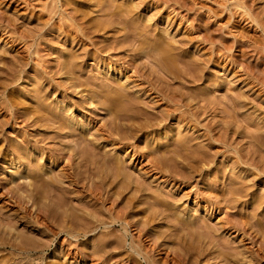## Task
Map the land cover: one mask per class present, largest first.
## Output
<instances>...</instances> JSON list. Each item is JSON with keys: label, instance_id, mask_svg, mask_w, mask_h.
Instances as JSON below:
<instances>
[{"label": "rangeland", "instance_id": "obj_1", "mask_svg": "<svg viewBox=\"0 0 264 264\" xmlns=\"http://www.w3.org/2000/svg\"><path fill=\"white\" fill-rule=\"evenodd\" d=\"M125 3L130 5L133 11L125 13L126 10L122 7L124 13L122 12L123 14L121 13L122 15H120L119 10ZM117 5L118 7H116ZM119 5H121L120 8ZM127 5H124V7ZM115 10L118 11L117 15L116 13L115 15L112 14ZM109 19L113 21L118 20L119 23L117 22L114 26L100 29L98 33H94L95 31H93L89 34L90 32L88 33L84 29V27L89 28L88 26L91 25V28L97 27V25L102 24L103 20L104 23H106L110 21ZM114 27H116V29H114ZM161 37L165 40L164 43L166 47L170 46L169 44L171 43L173 44L174 51L171 58L173 60L172 68L175 70L173 69L174 71L172 74H176L173 77L166 74L161 68L159 70L157 65L155 66L154 63H150V60H147L148 58L144 57L137 50L134 51L135 48L131 46L132 44L130 45L131 40H137L135 42L139 44L142 41V43L152 42V40ZM155 42L156 41H154V43ZM68 52H72L75 54L74 56H78V66L76 65L73 74L64 78L66 76L64 73L66 74L67 69L62 70L61 62L63 54L69 55ZM72 53L70 55H72ZM95 53L101 56L99 59H104L102 60L104 62L96 60L94 57ZM108 55L112 58L113 62L117 59L118 61L130 59L132 62L134 61L138 67L135 69L131 66L132 70L128 71V74L124 76L123 73L117 71L118 67L115 62H111L108 66L106 62L110 60H105ZM132 67L139 73L135 74V70ZM106 70H109L110 73L113 74L109 79L107 78L108 80L117 81L121 79L119 83H126V85L129 83L128 86H131L129 90L130 92L133 91L131 92L132 94L135 93L137 96L141 95L140 97H142L143 100L148 97L145 102H147V106H149L147 109L151 111V115L149 113L147 117L144 116L142 119L140 118L138 121L134 122V125L138 126V123L143 124L146 121L148 122L150 120L147 119L148 117H152V121L156 123H153L154 125L148 128L144 126L146 128L143 127L141 131L136 133L135 137L131 140V142L133 141L134 143L133 145H135L134 148L132 144H128L130 142L125 143L123 141L124 143H121L122 141H120L119 135H117V137L115 135L114 137L117 140H114L113 137L103 134L102 131L100 132L103 128L102 124L105 121L110 124L112 120L110 114L107 113L108 107H106V104L104 107V104L101 106L91 102L89 97L90 94L94 92V87L90 88L91 85L89 87L88 85L91 82L92 84L95 83L98 85L104 82L105 79L100 76H104L105 72L103 71ZM141 71L143 72L141 73ZM75 75L76 78L78 77V80L75 78ZM127 75H130V78H127ZM98 78L102 80L99 81ZM37 79L41 80L37 81ZM107 79L105 82H107ZM67 81H71V84ZM72 82L77 86L75 87ZM151 83L156 84L159 89H166V92L168 90L167 93L173 90L184 94L183 99H186L184 103L187 102L186 105H188L184 106L181 103L177 104L170 99L167 100L162 98L159 91L151 88ZM95 84L93 86H97ZM114 84L115 83H113V85ZM72 85L75 88H73ZM113 85H111L110 88ZM38 86L41 88L40 90L45 89L44 94H46V98H43L42 101H45V105L51 104L50 106L51 108L54 107L53 109H55L56 106L58 107L59 103L62 104V102L70 101L71 110L63 106L62 108L58 107V111H63V115L65 113V115L68 114L67 116L71 115V118L79 116L78 119L82 118L83 121L89 122L88 129L92 131V134L94 133L93 136L95 137L92 140L90 139V143H94V146L100 145V147L97 146V152L100 153L101 151L102 154H105L106 151H109L108 160H111L110 158L113 156H120L121 154L120 157L123 156L122 159L125 164L131 171L133 169L132 174L135 173L138 176V178H136L137 176L133 174L134 180L138 181V179H140L144 182L150 181V184L152 182L151 189H155L153 187L157 185L158 191L161 189L160 191H164V194L171 196L169 199L172 198L170 200H172V203L175 205L174 209L178 207L183 213L189 210L192 216L191 220L194 219L193 221L195 222L199 221L196 227L200 226V224L203 225L207 220L208 223L209 220L210 223L212 222L210 225L215 223V225H218L220 222V225H231L237 223V220H241V215H245L250 218L248 219L244 216L245 220H249L250 225H246V229L254 233V231L258 229L257 227L260 220H264V201L262 204L255 202L256 200L254 201V198L258 199V197H264V173L260 171L257 172L254 166L253 169L252 166L243 163L239 166L237 163L240 154H250L251 158L252 156H257V159H261L258 155H254L252 151V143L254 140L251 137V133L256 134L257 132V134H264V0H0V102L6 99L5 101H8L5 102L7 105L12 102L15 107H13L14 109L10 113H7L5 109H2L0 103V120H4L5 116L10 117L9 123L6 125L5 129H0V146L2 144V147L6 148L9 140L14 142V140L23 139V136L26 138L28 137L31 140L30 142H33V147L29 146V149L33 150L34 148L37 153H40L39 156H42L44 160L47 155L46 153L42 154L43 148L46 149L45 147L49 144L55 148L60 144L61 146L66 143L69 144L73 136H70L65 130L64 132L68 134L58 131L55 127L57 124H54L52 121H48L47 123L45 121L41 123L43 119L37 121L41 119L38 118L41 113H38V111L35 113L36 110L34 108L37 102L34 103L33 100L36 99V95L34 96V89H38ZM115 86H117V84ZM101 88L104 87L102 86ZM81 89H83V91ZM137 89H142V91L137 92ZM114 93L115 91H113L111 95L115 96L116 93ZM189 93L192 96H190ZM203 95L205 98H207L206 96L208 95V99H205ZM185 96L187 98H185ZM36 105L39 107L38 104ZM40 106L43 107L44 105L42 106V104H40ZM144 106L146 107V105ZM45 107L46 106L43 108ZM21 111L23 117L20 116V118H17V122L13 117ZM72 111H74V116L71 114ZM4 113L5 115H3ZM160 113L166 118L163 119ZM193 114L195 118L192 117ZM197 116L198 118H196ZM161 118L163 120L160 123L159 119ZM32 120L35 121L33 122ZM37 122L40 124L38 123L39 125H37ZM49 124H51L53 129ZM258 128L259 130H257ZM168 130H170L172 134L166 139L164 135H167ZM56 131L60 135L63 133L62 136L64 138H61ZM124 131H122L123 135L129 134H126L127 132ZM207 131L209 133H207ZM210 131H213L214 135H216L214 138H212V133H210ZM56 134H58L57 137L55 136ZM64 134L67 135L69 140ZM180 134L186 135V139L188 135L193 138L190 144L192 145V151L202 150L198 146L200 144L209 145V143H212L210 144V149H203L209 152L208 154L205 153L207 154L206 156L212 154L213 159H210L211 162L205 164L200 157L201 160H198L201 164H204L202 167L203 169H200L198 172L196 171V173L194 172L191 176L186 172L187 170L192 171L191 169L186 167L187 170L183 171L182 169L180 171V167L174 165L177 164L175 162L179 161H184L183 163L186 165L184 159L182 160L181 157H178V161H172L174 164L171 161L165 162L163 160V162H160L158 160L159 158H156L157 150H154L153 147L151 148V146L156 145L159 141L165 146L167 140L166 146L173 145L171 148L173 150V147H177V144L174 142V144H171L172 141L170 140L178 138ZM93 136L91 137L90 135L89 138H93ZM217 136L220 138H217ZM162 138H165V140ZM36 139L39 141L37 140L36 142ZM169 141L170 143H168ZM148 143H150V145ZM194 143L198 145L196 146ZM196 147H199V149H195ZM8 149H6V151H9L8 154L10 155L9 157H11L13 155L11 154L12 149ZM90 151L91 150L88 148L87 152L89 153ZM184 151L183 149L181 153H183V156H187V151ZM251 152L253 155H251ZM173 153L171 151L170 154L168 153L167 157H170V155L173 157ZM89 155L87 154L89 158L87 159L90 162L91 156L89 157ZM110 155L112 157H110ZM154 156L156 157L154 158ZM1 157L0 155V167H2L0 168V221L8 223L10 229L13 228L12 235H14V237L19 234L18 232H26L31 235V237L34 236L33 238H36V241L38 240L37 242L40 243L34 242L35 244L37 243L36 246L34 244L31 246L25 242V244H21L20 247L15 248L11 246H0V264H108L107 260H103L104 257L102 258L104 262L98 257L100 255H96L97 257L95 256L93 259H85L83 257L84 255L80 253L83 249H87L91 253L96 248V244H92L91 242L94 243L98 240V237L102 235L100 232L94 237H89L86 240V244L90 243L87 247L86 244L82 245L80 239L76 240L64 233L55 234L54 236L50 235L48 237L38 225L33 224V222L28 221V219H23L24 214L20 212L17 206H14L9 201L10 196L7 195L8 191L5 187L14 184H10L11 181H9V179H13H11L10 173L7 172L9 177L5 175L6 170H3V165L7 170L13 167H11L10 164L6 165ZM188 160L190 161V159ZM262 160H264V155ZM23 161L25 164L26 160L23 159L18 163L22 165L21 167L24 166L21 164ZM76 161H74L75 164ZM85 162L88 163L87 160H85ZM59 163H61V161H57L56 167H58ZM172 164L174 167H171ZM62 166L63 165H60L59 167L61 168ZM156 166H161V169L166 167L163 170L171 171L169 172L171 174L164 175L162 172H159L160 168H155ZM56 167H54L53 170H56ZM173 170H175V172ZM224 170L226 174L223 173L225 172ZM241 171L244 174H242ZM176 172H182L181 175H187V178L182 180H179L178 177L175 178L173 174H178ZM235 173L237 175H235ZM259 173L261 175H258ZM232 174L234 175V180H231V177H233ZM226 176L228 179H226ZM240 178L242 179L241 181ZM246 178L250 181H246ZM240 182H242V184ZM249 183L250 185L253 183V185L248 189V187H250V185H248ZM239 187L244 188L241 192L243 194H241L242 196L239 194L241 191ZM220 188L223 192L225 191V193L217 190ZM133 190V188L132 191L128 189L127 194L129 193L128 195H130L133 193ZM230 190H238L237 197L240 199H238L239 201L237 200L235 204L230 203L226 205V201L223 197H225L226 200H229L228 198L231 199L232 192ZM215 191L218 194L215 193ZM172 193L176 196H173ZM220 193H223L225 196L222 194L221 197H216L217 195H221ZM80 194L85 196L82 192H74V194L70 193L69 195H72L71 197L74 195L79 198L81 196ZM146 194L149 195L150 192L147 191ZM146 194L141 195V193H139V195H141L140 199H143V196H147ZM235 196L233 195L232 197ZM174 197L175 199H173ZM237 197L235 198L237 199ZM218 198L220 199L218 200ZM150 200L153 201L151 198ZM174 200H177V203ZM221 202L224 204L222 205ZM106 203L108 204H106V206L110 205L109 202ZM256 203L258 204V208ZM259 204L261 206L260 208ZM144 206L145 204L142 205V207ZM215 206H218V208L215 209ZM256 208L257 215L254 213ZM141 213L142 212H139V214L136 213L134 219L143 220L146 214ZM253 213L255 216H253ZM237 215L240 216L236 217ZM162 218L157 219V223L156 221L152 223L150 226L152 229L151 234H158L157 232H159L158 229L161 222V224L165 226L160 227L162 231L165 229L167 230V225L172 224V222L166 223L169 221V218ZM200 220L202 223H200ZM9 223L12 227H10ZM235 228L230 230L229 234H232L231 236H226L230 241L232 239L231 245L233 244V246L236 245L235 242H239L241 239L245 238V235H242L240 230L232 232ZM122 232L123 229L121 225L116 226L112 231L113 234H117L118 236L122 235ZM142 238L145 244H147L146 246H150L151 242L147 236H143ZM81 239H83V237ZM166 239H168V237ZM49 240H51V242ZM75 240L78 244L75 243ZM170 240L171 239L166 242V245L170 247L163 246L165 249L169 248L170 250V248L178 246L176 242ZM71 241H73V243H71ZM42 242H50L51 244L49 249L43 254L40 252V248H38V244H43ZM245 242L246 246H251L248 240ZM137 243L136 240L135 242L132 240L131 235H128L126 242L128 250H125L124 256H127L126 251L133 252L141 262L137 264H147L144 255H138L136 251L131 248V244L137 246ZM169 250L168 252L170 253L171 251ZM153 253L156 255L155 258L158 264H162L167 259L166 254H160V256L158 253L152 251L151 254ZM36 256H39V258L32 259V257ZM94 258L97 259L94 260ZM116 259H112L110 262L108 258L109 264H117V262H114ZM165 262H167V260ZM167 264L172 263L168 262ZM204 264L208 263L205 262Z\"/></svg>", "mask_w": 264, "mask_h": 264}, {"label": "bare ground", "instance_id": "obj_2", "mask_svg": "<svg viewBox=\"0 0 264 264\" xmlns=\"http://www.w3.org/2000/svg\"><path fill=\"white\" fill-rule=\"evenodd\" d=\"M121 5H119V8ZM124 5H127V4L125 3ZM124 5L121 6V8L119 10L120 15H122L124 13L123 8H124V10H126L125 13H127V12L130 13L133 11V10H131L130 5H127L129 7L125 6L126 9H125ZM116 7H118V5ZM115 13L117 15L118 11L115 10L112 14L115 15ZM113 15H111V16H113ZM106 21H108V20H106ZM117 22L119 23L118 20L113 21L111 19L110 21L104 23V20H103L102 24L97 25V27L95 26L94 28H91V26H92L91 25V26H88L89 28L84 27V29L86 30V32H88V33L90 32L89 34H91V32H93V31H95L94 33H98L100 31V29H105L106 27L114 26L115 23H117ZM93 26H94V24H93ZM86 27H87V25H86ZM124 28H127V27H124ZM114 29H116V27H114ZM140 32H142V31H140ZM135 41H137V40H135ZM135 41L131 40V43H130V39H129L130 45L132 44L131 46L135 48L134 51L137 50L144 57L148 58L147 60H150L149 62L154 63L155 66L157 65L159 70L161 68V70H163L166 74H168L172 77L176 75V74H172L175 69L172 68L173 60L171 58V55L174 51V48H173V44L171 42H169V43H171V44H169L170 46L166 47V45L164 43L165 40L162 37L158 38V39H154V40H152V42L150 41V42L142 43L143 42L142 41L139 44L138 43L136 44ZM154 41H156V42L154 43ZM71 53L68 52L69 55L63 54V59L61 62L62 67L61 68H62V70L67 69L66 74L64 73V75H66L64 78H67V77H69V75L74 73L73 70H75L78 59H79L78 56L77 55L74 56L75 54H73V53H72V55H70ZM94 55L93 56L96 58V60H98V61L104 60L102 58L99 59V57H101V56H98L96 53ZM105 60H110V61L106 62L108 64V66L111 62L112 63L115 62L117 64V67H118L117 71H119V73H123L124 76H126V74H128L127 73L128 71L132 70L131 66H133L135 69L138 67L136 65V63L134 61L132 62V60H130V59L123 60V61H118V59H117L116 61L113 62L112 58L108 55V57ZM124 61L126 62V65H125ZM102 62H104V61H102ZM103 72H105L106 76L104 75V76H100V77L104 78L105 80L107 78L109 79L110 76H113V74L110 73L109 70H106ZM142 72L143 71H141V73ZM138 73L139 72L137 70H135V74H138ZM153 73H154V71H153ZM100 74H103V73H100ZM190 75H192V74H190ZM75 78H76V75H75ZM114 78H115V76H114ZM127 78H130V75L129 76L127 75ZM194 78H196V77H194ZM62 79H63V77H62ZM108 79H107V82H105V80H104V82H101V84H99V85L95 84L94 81L92 80L93 83L97 86H93L94 84H92V82L91 83L88 82L89 85L87 84L88 87L91 85L90 88L94 87L93 88L94 92L92 94H90V97H89L91 102L95 103L96 105H101V106H102V104H104V107L106 104V107H108L107 113L110 114V117L112 120V122L110 124H109V122L105 121L102 124L103 128H102V130H100V132L102 131L103 134H106L109 137L110 136L113 137L114 140L116 139L114 136L116 135V137H117V135H119L120 139H121L120 141H122L121 143L130 142L128 144L129 145L132 144V146L134 148L135 145H133L134 143H133V141L131 142V140H132V138L135 137L136 133L138 131H141L144 126H146L148 128L151 125H154L153 123H156V122L152 121V119H153L152 117H151L152 119L150 117H148L147 119H150L148 122L145 119L146 122H144L143 124L138 123V126L134 125L135 124L134 122L138 121L140 118L142 119L144 116L147 117V114H149L151 112V111H148L147 108L149 106H147V102H145V100L148 97L145 100H143L142 97H140L141 95L137 96V95H135V93L132 94L131 92H133V91L130 92V90H129L131 87V86H128L129 83L127 85H126V83L121 84V83H119L121 79L117 80V81L108 80ZM40 80L37 79V81H40ZM101 80L99 79V81H101ZM81 81H83V80H81ZM64 82H66V81H64ZM67 82H70V84H71V81H67ZM79 82H80V80H79ZM113 83H115V84L113 85ZM5 84H6V82H5ZM72 84H73V82H72ZM116 84H117V86H115ZM3 85H4V83H3ZM73 85H75V87L77 86L76 84H73ZM111 85H113V86L110 88ZM118 85H119V87H118ZM151 85H152L151 88H154L160 92V95L162 96V98L167 99V100L170 99L172 102H176L177 104L181 103L184 106L186 105L187 102L184 103V101L186 99H183L184 94L175 92L173 90H172V92L167 93L168 90L166 92V89H163V90H162V88L159 89L156 86V84L151 83ZM82 86H83V84H82ZM102 86L104 88H101ZM75 87L73 86V88H75ZM188 88H190V87H188ZM2 89H3V87H2ZM40 89L41 88H39V86H38V89L37 88L34 89V91H35L34 96L36 95L35 100H37V101H35V100H33V101H34V103L35 102H37V103H35L36 107L33 105L35 107L34 109L36 111L34 109L33 110L35 111V113L37 111H38V113H41V115L37 114V115H39V117L38 116L37 117L41 118L37 121H40L42 119L43 120L41 121V123L43 121H45L46 123L48 121H52L54 124H57L55 127L58 129V131L64 132V130H65L66 132L69 133L70 136H73V138H72V140L70 139L69 144L66 143L65 145H62V146L60 144L59 145L60 147L57 145V147L55 148V147L50 146V144L47 145V147L43 146L46 149L43 148L42 154L46 153V155H47L46 159H44V160H43L42 156H39L40 153H37L34 148H33V150L29 149V146H32L33 142L31 143L30 142L31 140L28 137L26 138L23 136V139L14 140V142L9 140V142H7L8 144H7L6 148L5 147L3 148L2 147L3 145L1 144V146H0V155L2 156L1 159L3 160L4 163H6V165L10 164V166L13 167L10 170H7L6 167H4V165H3V170H6L5 175H7V172L10 173L11 179H13V180L9 179V181H11L10 184L11 183L14 184L12 186L11 185L5 186L7 191H8V194L7 193L6 194L10 196L9 201L14 206H17L18 209L20 210V212H22L24 214L23 219L24 218L28 219V221L33 222V224L38 225L40 227V229L42 228L43 232L48 237L50 235L54 236L55 234L64 233V234H67L71 238H74L76 240L80 239L82 245L86 244V240L89 237H94L96 234H98L100 232L102 235H100L98 237L97 241H95L94 243L90 241L92 244H96V248L95 249L92 248L94 250L91 253L87 249H83L80 253H82L84 255L83 257L85 259H93V257H95L96 255H100L98 257H100L101 260L104 257L103 260H107L108 262L107 261H105V262H107L108 264L111 262L112 259H116V258L117 259L114 262L115 263L117 262V264H137L138 262H140L138 260L139 258L137 257V255L133 252L126 251L127 256H124L125 250H128L126 247L128 235H131L132 240L134 242H135V240L138 242L137 246H135L134 244H131L132 250H135L138 255L143 254L147 264H158V261L155 258L156 255L154 253L151 254L152 251L158 253L159 255L160 254H163V255L166 254L167 262H165L166 261L165 260L162 264H167L168 262L172 263V264H202V263L204 264L205 262L208 264H263L264 263V220H260V223L258 224V227H257L258 229L256 231H254V233L250 232L249 229L248 230L246 229V225L247 226L249 225V220H245V218H248V216L246 217L245 215H241V216L239 215L241 220H237V223L231 224V225H226V224L220 225L221 222H220V224L218 223V225H215L216 223L213 225H210L212 222L210 223V220H209V223H208V220H207V222H204L203 225L200 224V226L197 225L198 227H196V224L199 221L195 222V221H193L194 219L191 220L192 216H191V213L189 212V210H187L188 212L185 211V213H183V212H181V210L178 207H176V209H174L175 205L172 203V200H170L172 198L169 199V197H171V196L164 194L163 193L164 191L163 192L160 191L161 189L158 191V188H157L158 186L156 184L155 185L157 187L155 185H154L155 187H153L155 189L157 188L155 190V189H151L152 188L151 187L152 182L150 184L149 183L150 181L144 182L140 179H138V181L134 180L132 175L135 173L132 174L133 169L131 168L132 169V171H131L130 168L125 164L124 160L122 159L123 156L120 157L121 154H120V156L116 155L115 157L114 156L112 157L110 155V157H112V158H110L111 160H108L109 159V153H110L109 151L108 152L106 151L105 154H102L100 151L101 149H100L99 150L100 153L97 152L98 151L97 146L100 147V145H95L96 146L95 147L93 145L94 143L93 144L90 143V139L92 140L95 137L93 136L94 133L92 134L91 133L92 131H90L88 129V126H89L88 123L89 122L83 121L82 118L78 119L79 116L78 117L74 116V111L71 112V114H73V116H74L72 118L70 117L71 115L67 116L68 114L65 115L66 113L63 115V111H60V110L58 111L57 108L58 107L62 108L63 106H66L70 109L71 108L70 103H69L70 101H68V102L65 101L64 103L62 102V104L59 103L58 107L55 105L56 108L53 109L54 107L51 108V106H50L51 104L45 105V101L44 102L42 101L43 98H46V94H44L45 89H42V90H40ZM81 90L83 91V89H81ZM76 91H77V89H76ZM113 91H115V93H116V94L114 93L115 96L111 95V93ZM136 91L139 92V91H142V89H137ZM29 95H27V96H29ZM189 95H190V93H189ZM190 96H192V95H190ZM203 97L205 98L204 95H203ZM206 97L207 98H205V99H208V95ZM212 97H213V95H212ZM185 98H187V97L185 96ZM31 99H32V96H31ZM5 100H3L4 103L0 102L2 105V109L3 110L5 109V112L10 113L15 108L14 104H12V102L10 101L11 104L7 105V103H5V102H8V101H5ZM213 102H214V100H213ZM36 104H38L39 107ZM40 104H42V106L44 105L46 107L43 108L44 106L41 107ZM144 105H146V107ZM178 106H180V105H178ZM242 106H243V104H242ZM181 107H182V105H181ZM50 110H51V112H50ZM104 110H106V109H104ZM16 112H18V111H16ZM16 112H14V113H16ZM21 113H22V111L19 112V114H16L17 116L14 115L13 118H15V121H17V118H20V116L23 117V115ZM194 114L192 115V117L195 116ZM3 115H5V113ZM6 115H9V114H6ZM150 115H151V113H150ZM150 115H148V116H150ZM161 115H162L163 119L166 118V117H163V114H161ZM24 118H22V119H24ZM162 118L159 119L160 123L163 120ZM196 118H198V116ZM9 119H10L9 116H7V117L5 116L4 120L3 119H2V121L0 120L1 121L0 122V129L1 130L5 129L6 125L9 123ZM35 119H37V118H35ZM25 121H26V118H25ZM38 123L39 122H37V125L40 124V123L39 124ZM160 123H159V125H160ZM49 125L51 127V124H49ZM45 127H47V126H45ZM146 127H144V128H146ZM51 128L53 129V127H51ZM124 130L127 132L126 134H128V133L129 134L123 135L122 131H124ZM170 130H168L169 133L167 131V135L163 134L166 139L168 138L169 135L172 134ZM257 130H259V128ZM178 131H180V130H178ZM66 132H64V133L68 134ZM56 133H58V132L56 131ZM207 133H209V132L207 131ZM210 133H212L211 134L212 138H214L216 136V135H214L213 131H210ZM58 134H56L55 136L57 137ZM62 134L61 135L59 134L61 136V138L63 137ZM65 134H64V136L67 138V135H65ZM90 135H91V137L93 136V138H91V137L89 138ZM70 136H68V137H70ZM119 136H118V138H119ZM251 137L254 140L252 143L253 149L252 148L251 149H252L254 155H258V157H261V159L260 158L257 159V156L256 157L252 156V158H251L250 154H248V155L240 154L237 151L240 155L238 156L239 157L238 162L237 161H235V162H237L239 164V166L242 163L246 164L248 166H252V168L254 166V168L257 169L256 170L257 172L260 171V172L264 173V160H262V157L264 155V134L263 133L257 134V132H256V134L251 133ZM165 138L164 139L162 138V139L165 140ZM217 138H220V137L217 136ZM174 139H172V140L169 139L170 141H172L171 144H174V143L177 144V147L176 146L173 147V150L171 149L173 145L172 146L171 145L166 146L167 140H166L165 146H163L162 142H160V141L157 142L156 145L151 146V148L153 147L154 150H157V157L154 156V158L155 157L157 159L159 158L158 160L160 162L161 161L163 162V160L165 162L166 161H171V162L174 161L175 162V161L179 160L178 157H181L182 160L184 159L186 161V165H184V163H183L184 161L183 162L182 161L181 162L180 161L175 162L177 164H174V162H172V163L174 165H178V167H180V171L182 169H183V171H185V170H187V168L191 169L192 171H189V170L186 171L188 174H190V176L194 172L196 173V171L198 172V171H200V169H203L202 167L204 164H201L199 160L202 159L203 162L206 164L207 162H211L210 159H213L212 154L206 156L209 152H206L205 149H203V148H207V149L209 148L210 149V147H211L210 144H212V143H209V145H201L200 144L201 146L194 143V144H196V146L198 145L202 150L192 151V149H191L192 145H190V144L192 143L193 138L190 135L187 136L188 140L186 139V135H181V134H180V136H178V138H174ZM37 140L38 139H36V142H37ZM0 141H1V139H0ZM170 141L168 143H170ZM95 143H96V141H95ZM148 144L150 145V143H148ZM199 147H196L195 149H197V148L199 149ZM8 148L12 149L11 154H13V155L11 157H9L10 156L8 154L9 151L8 152L6 151V149H8ZM88 148H89V150H91L90 151L91 153L89 152L90 155L87 152ZM183 149L185 151H187L186 152L187 156L184 155L185 157L183 156V153H181V151ZM171 151H172V153L174 152L173 153L174 156L172 157L170 155V157L169 156L167 157L168 153L170 154ZM40 152H41V150H40ZM149 153H151V152H149ZM203 153L204 154L207 153V154L204 155ZM241 153H243V152H241ZM87 154L89 155V157L91 156L90 162L88 160L89 158L87 157ZM153 154H154V152H153ZM251 155H253L252 152H251ZM200 157H201V159H200ZM208 157H210V158H208ZM236 157H237V155H236ZM177 158H178V160H177ZM20 159L26 160L25 164H24V161L21 163L24 165L23 167H21L22 165L18 164L19 161H21ZM48 159L51 161H49ZM188 159H190V161ZM85 160H87L88 163L85 162ZM57 161H61V163H59L58 167H56ZM74 161H76V164L74 163ZM173 164L171 167H174ZM181 164H183V165H181ZM60 165H63V166L60 168L59 167ZM207 165H209V164H207ZM164 166H166V165H164ZM236 166H237V164H236ZM54 167H56V170L54 169L55 171L53 170ZM160 167L161 166H156L155 168L159 169ZM0 168H2V167H0ZM164 168H166V167H164ZM233 168H234V166H233ZM163 169L160 168L159 172H162L164 175H170L171 174V173H169L171 171H167V170H163ZM240 170H241V168H240ZM173 171L175 172V170H173ZM256 171H254V172H256ZM174 172H172V173H174ZM176 173H178V174H176V175L173 174V175L175 178L178 177L179 180L187 178V175L186 176L184 174L181 175L182 172L181 173L176 172ZM223 173L226 174V171ZM242 174H244V173L242 172ZM235 175H237V174L235 173ZM258 175H261V174L259 173ZM258 175H256V176H258ZM7 176H5V177H7ZM136 178H138V176ZM241 178H242V176H241ZM241 178H240V181L242 180ZM142 179H144V178H142ZM226 179H228V177ZM243 179H244V176H243ZM249 179H251V178H249ZM231 180H234V175H233V177H231ZM246 181H248V179ZM246 181H244V182H246ZM240 183L242 184V182H240ZM253 183H252V185H253ZM134 184H135V186H134ZM248 185H250V183ZM252 185H250V187H248V186H246V187H248V189H249V188H251ZM132 188L134 189L133 193L128 195L129 194V193L127 194L128 189H130L132 191ZM236 188H238V187H236ZM239 189H241V191L240 192L238 190L237 191L239 192L240 196H242L243 194L241 192H242V190H244V188L239 187ZM217 190L222 191L221 188L217 189ZM147 191L150 192L149 195L146 194ZM237 191L232 190L231 191L232 196L236 195L235 197H237L238 196ZM74 192L75 193L76 192H82V193H84L85 196H82L80 194L82 197L80 196L79 198H77L74 195H73V197H71L72 195L70 196L69 194L70 193L74 194ZM170 192H172V191H170ZM139 193H141V195L146 194L147 196H143L144 198L142 197L143 199H140L141 195H139ZM215 193H217V192L215 191ZM223 193H225V191ZM223 193H220L221 195H217L216 197H219V196L221 197ZM173 194L174 193H172V195ZM247 195H248V193H247ZM173 196H176V195H173ZM232 196H231V199L228 198L229 200H226V198L223 197L226 201L225 202L226 205L227 204L229 205L230 203L235 204V202L238 199H240L238 197L236 199L235 197H232ZM254 197H257V196H254ZM150 198L153 199V201L150 200ZM173 199H175V197ZM219 199L220 198H218V200ZM258 199L254 198V201L256 200L255 202H259L262 204V202L264 201V197H262V198L258 197ZM177 200H174V201L176 202ZM106 202H109L110 205L106 206V204H107ZM239 203H241V202H239ZM143 204H145V206H147V207H145V206L142 207ZM178 204H180V203H178ZM221 204H222V202H221ZM252 206H254V205H252ZM256 206L258 208V204ZM183 207H184V205H183ZM210 207H211V205H210ZM260 207L261 206L259 204V208ZM217 208H218V206L217 207L215 206V209H217ZM257 208L254 212L256 215H257V213H256ZM185 210H186V208H185ZM139 212L146 214L144 216L143 220L142 219H140V220L134 219L135 218L134 216H136V213L139 214ZM0 214H1V208H0ZM197 214H199V213H197ZM255 214L253 216H255ZM160 216H161V218L164 217L162 219L169 218V221L166 220L168 222H166V221L165 222L167 224L172 222V224L167 225L166 223H164L168 227H167V230L165 229L162 231V229L160 230V227L161 226L165 227V226L163 224H161L162 223L161 222L160 227L158 226L159 227L158 230L160 233L157 232L158 233L157 235L151 234L152 229L150 228V226L155 221L157 223V219H161ZM239 216L237 215L236 217H239ZM244 216H245V218H244ZM253 216H252V218H253ZM226 217H227V214H226ZM0 218H1V216H0ZM254 218H256V217H254ZM248 219H250V218H248ZM250 222H252V221H250ZM200 223H202L201 220H200ZM155 224H153V225H155ZM119 225H121L122 229H123V232H122L123 234L120 236L112 233V231L115 229V227L119 226ZM10 227H12L11 224H10ZM232 228H235L234 230H232V232H237V230H240L241 234L245 235L244 239H241L239 242L238 241L235 242L236 243L235 246H233V244L231 245L232 239L230 241L228 238L229 236L232 235V234L231 235L229 234V232ZM12 229L9 228L8 223H4V222L0 221V246H3V247L11 246V247L15 248V247H20L21 244H25V242L31 246H33V244L36 246L37 243H40V242H37L38 240L36 241V238H33L34 236L31 237V235L27 234L26 232H21V233L18 232L19 234L14 237V235H12V231H13ZM150 229H151V231H150ZM251 230H252V227H251ZM248 232H250V233H248ZM227 234H229V235H227ZM143 236H147V238L151 242L150 246L149 245H148V247L146 246L147 244H145L144 239L142 238ZM226 236H228V237H226ZM82 237H83V239H81ZM167 237H168V239H166ZM169 239H171L172 242H176L178 244V246H175V248L172 247V248H170V250H169V248L165 249V247H163V246L170 247V246L166 245V242H168ZM235 239L237 240L236 237H235ZM51 240H49V241L51 242ZM76 240H75V243L78 244V242H76ZM246 240L249 241L251 246H246V242H245ZM34 242H37V243L35 244ZM50 242L38 244L39 245L38 248H40V252H42V254L47 249H49V247L51 245ZM71 243H73V241H71ZM89 244L90 243L86 244V246L88 247ZM83 247H85V246H83ZM87 247H85V248H87ZM168 250L171 252L169 253ZM35 258L38 259L39 256L32 257V259H35ZM108 258H109L110 262H109ZM95 259H97V258H94V260Z\"/></svg>", "mask_w": 264, "mask_h": 264}]
</instances>
